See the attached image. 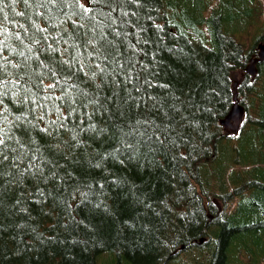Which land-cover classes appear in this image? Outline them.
Here are the masks:
<instances>
[{"label": "trees", "instance_id": "1", "mask_svg": "<svg viewBox=\"0 0 264 264\" xmlns=\"http://www.w3.org/2000/svg\"><path fill=\"white\" fill-rule=\"evenodd\" d=\"M263 14L0 0V264H264Z\"/></svg>", "mask_w": 264, "mask_h": 264}, {"label": "water", "instance_id": "2", "mask_svg": "<svg viewBox=\"0 0 264 264\" xmlns=\"http://www.w3.org/2000/svg\"><path fill=\"white\" fill-rule=\"evenodd\" d=\"M262 61H264V38L258 44L257 55L250 58V62L246 67V71L250 74H256L258 71L257 63ZM243 114H244L243 106L239 105L238 103H235L231 108V110L229 111V113L223 119H221L220 122L226 128L236 129L242 120ZM200 241L204 242V237H202Z\"/></svg>", "mask_w": 264, "mask_h": 264}, {"label": "snow or ice", "instance_id": "3", "mask_svg": "<svg viewBox=\"0 0 264 264\" xmlns=\"http://www.w3.org/2000/svg\"><path fill=\"white\" fill-rule=\"evenodd\" d=\"M0 48H2V44H0ZM20 55H23V53H20ZM0 89H2V85H0ZM7 135L5 130L3 128H0V147H6V141L2 137Z\"/></svg>", "mask_w": 264, "mask_h": 264}, {"label": "rangeland", "instance_id": "4", "mask_svg": "<svg viewBox=\"0 0 264 264\" xmlns=\"http://www.w3.org/2000/svg\"><path fill=\"white\" fill-rule=\"evenodd\" d=\"M263 18H264V14H263ZM257 34H258V33L255 31L254 34H252V35H257ZM252 35H251V36H252ZM260 235H261V236H264V232L261 231V232H260ZM181 254H183V255H182V258H184V257H189V256H190V254L187 253V252H184V253H181ZM104 258H105V257H104ZM185 259H186V258H185Z\"/></svg>", "mask_w": 264, "mask_h": 264}]
</instances>
